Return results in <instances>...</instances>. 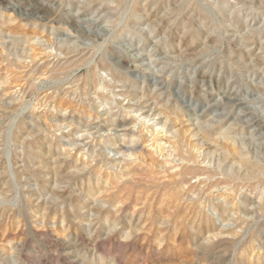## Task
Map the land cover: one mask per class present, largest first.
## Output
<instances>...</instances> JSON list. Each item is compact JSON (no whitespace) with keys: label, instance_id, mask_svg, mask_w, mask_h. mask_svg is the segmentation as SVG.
Masks as SVG:
<instances>
[{"label":"rangeland","instance_id":"rangeland-1","mask_svg":"<svg viewBox=\"0 0 264 264\" xmlns=\"http://www.w3.org/2000/svg\"><path fill=\"white\" fill-rule=\"evenodd\" d=\"M253 263L264 0H0V264Z\"/></svg>","mask_w":264,"mask_h":264},{"label":"bare ground","instance_id":"bare-ground-1","mask_svg":"<svg viewBox=\"0 0 264 264\" xmlns=\"http://www.w3.org/2000/svg\"><path fill=\"white\" fill-rule=\"evenodd\" d=\"M125 25H126V24H125ZM82 62H83V61H82ZM72 64H73V63H72ZM77 65H78V64H77ZM102 68H103V67H102ZM68 69H69V68H68ZM61 70H62V69H61ZM65 70H67V69H65ZM92 75H93V74H92ZM117 76H118V74H117V73H114V77L118 78ZM85 86H88V84L85 85ZM81 89H82V88H81ZM114 90H115V89H114ZM82 91H83V90H82ZM87 91H88V90H87ZM87 91H86V93H87ZM119 96H120V95H119ZM51 98H52V97H51ZM135 111H139V109H138V110L136 109ZM82 112H83V111H82ZM147 117H148V116H147ZM147 117H146V118H147ZM123 125H125V124H123ZM120 126H121V125H120ZM32 139H33V138H32ZM132 142H133V141H132ZM27 144H28V143H27ZM158 145H159V144H158ZM26 147H27V146H26ZM179 148H180V147H179ZM127 149H128V147H127ZM127 149H125V150H127ZM175 149H176V148H175ZM181 149H182V148H181ZM181 149H180V150H181ZM178 150H179V149H178ZM169 154H170V153H169ZM26 155H28V154H26ZM128 155H129V154H128ZM131 155H133V154H131ZM28 156H29V155H28ZM134 156H135V155H134ZM170 156H171V155H170ZM168 157H169V155H168ZM189 158H190V157H189ZM181 159H182V158H181ZM182 160H184V159H182ZM190 160H191V159H190ZM190 160L188 159V161H190ZM167 161H168V160H167ZM167 161H165V162H167ZM170 163H171V162H169V164H170ZM169 164H168V165H169ZM186 164H187V163H186ZM162 165H164V164H162ZM174 167H175V166H174ZM174 167H173V168H174ZM178 167H179V165H178ZM184 167H185V166H184ZM162 168H163V167H162ZM171 168H172V167H171ZM171 168H169V169H171ZM173 168H172V169H173ZM190 169H191V167H190ZM167 170H168V169H167ZM183 170L185 171V170H186V167H185L184 169H182V171H183ZM187 170H188V168H187ZM187 170H186V171H187ZM178 171H180V170H178ZM186 171H185V172H186ZM190 171H191V170H190ZM190 171H189L188 173H190ZM185 172H183V173H185ZM192 172H194V171L192 170ZM163 173H164V172H163ZM176 174H177L176 176H177L178 178H181V177L183 176L182 173H179V174H178V172H177ZM192 174H193V173H192ZM187 175H188V174H187ZM189 175H190V174H189ZM229 175H232V174H229ZM174 176H175V175H174ZM176 176H175V177H176ZM255 176H256V175H255ZM255 176H254V177H255ZM90 178H91V177H90ZM232 178H234V177H232ZM232 178H231V179H232ZM36 179H37V178H36ZM126 179H127V178H126ZM174 179H175V178H174ZM181 179H183V178H181ZM181 179H177V180H181ZM88 180H89V179H88ZM118 180H119V179H118ZM121 181H122V180H121ZM175 182H176V181H175ZM184 182H185V181H184ZM119 183H120V182H119ZM126 183H127V182H126ZM179 183H180V181H179ZM181 184H182V183H181ZM166 185H167V184H166ZM182 187H183V186H182ZM181 189H182V188H181ZM187 189H188V188H187ZM187 189H186V190H187ZM192 189H193V187L190 188V189H188V190H192ZM176 191H177V190H176ZM183 191H184V189H183ZM185 192H186V191H185ZM189 192H190V191H189ZM193 192H195L194 189H193ZM193 192H191V194H192ZM196 192H197V191H196ZM179 193H180V192H179ZM186 193H188V192H186ZM231 193H232V192H231ZM194 194H195V193H194ZM189 195H190V194H188V196H189ZM186 196H187V195H186ZM188 196H187V197H188ZM196 196H198V195L196 194ZM189 197H190V196H189ZM224 197H225V196H224ZM197 198H198V197H197ZM57 199H58V198H57ZM198 199H199V198H198ZM6 200H7V199H6ZM187 200H188V199H187ZM189 200H190V199H189ZM196 200H197V199H196ZM65 201H66V200H65ZM209 201H211V200H209ZM75 203H76V202H75ZM195 203H196V202H195ZM195 203H194V204H195ZM203 203H204V202H203ZM205 203H206V202H205ZM212 203H213V202H212ZM210 204H211V203H210ZM199 205L201 206L200 203L198 204V206H199ZM208 205H209V204H208ZM213 205H214V204H213ZM196 206H197V205H196ZM214 207H215L216 209H218V210H222V209L220 208V205H218L217 203H216V205H215ZM211 209H212V208H211ZM218 210H216V211H218ZM44 211H45V210H44ZM218 212H219V211H218ZM220 212H221V211H220ZM19 214H20V213H19ZM117 214H118V213H117ZM203 215H204V214H203ZM19 216H20V215H19ZM205 218H206V217H205ZM220 234H221V233H220ZM219 236H220V235H219ZM214 237H215V236H214ZM214 237H213V238H214ZM230 237H231V236H230ZM245 261H246V260H245ZM253 264H254V263H253Z\"/></svg>","mask_w":264,"mask_h":264}]
</instances>
